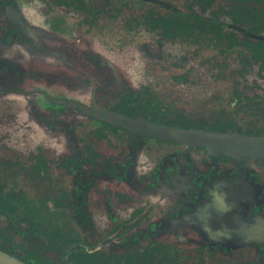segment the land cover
I'll use <instances>...</instances> for the list:
<instances>
[{"label": "flooded vegetation", "instance_id": "1", "mask_svg": "<svg viewBox=\"0 0 264 264\" xmlns=\"http://www.w3.org/2000/svg\"><path fill=\"white\" fill-rule=\"evenodd\" d=\"M145 1L163 9L0 0V147L23 161L34 155L39 171L48 166L41 149L67 156L83 180L73 221L55 237L5 224L0 250L16 259L36 250L40 264H69L71 249L122 264H264V156L159 137L152 127L264 135V48L252 49L264 30L233 24V0H184L187 10ZM31 72L44 85L32 93L55 107L30 102L22 83ZM131 168L144 170V186L102 183ZM11 169H0V188L18 175Z\"/></svg>", "mask_w": 264, "mask_h": 264}, {"label": "rangeland", "instance_id": "2", "mask_svg": "<svg viewBox=\"0 0 264 264\" xmlns=\"http://www.w3.org/2000/svg\"><path fill=\"white\" fill-rule=\"evenodd\" d=\"M112 1L123 3L125 9L128 11L146 9L147 7H155L159 10L163 9L161 6L145 0ZM165 1L172 2L182 10L188 9L184 0ZM32 74L33 72L29 74L30 76L24 78V82L22 83L24 90H27L28 93L30 91V102H33L34 106H36L37 109L39 108V110L55 107V105L49 104V102L43 99L40 95L32 93L31 90H33L35 86L43 85V82H38L36 77V79L34 77L32 78ZM194 102L193 99H190L191 105H194ZM65 116L66 115H60L62 118H65ZM25 117L24 113L16 115V119H18L16 120L17 125L19 123L18 128L22 125ZM45 117H49L50 119L55 116L46 114ZM18 132L22 131L19 129ZM101 144H106V141L104 142L103 140ZM114 152L118 153L117 150ZM40 156L46 159V162L48 163V166L41 171L31 168L30 164L33 163L32 160L34 155L27 157L28 161H23L22 158L25 157L21 152L12 150L5 145L0 147V169L13 168L14 171H18V175H15V178H3L2 181L3 184L2 188H0V193L5 196L9 202L10 211L5 212L0 210V231H3L2 228H4L5 224H9L13 228V231L19 227H22V229L27 228L33 235H35L33 236L34 238L37 236L47 242V237H55V231L57 230L55 227H57V225H64L67 220L69 222L73 221L72 215L74 210L72 209L75 203L74 191L79 185H81L83 180L79 178L80 175H78L79 172H77L76 168L72 165H68L70 163L67 162V156L58 155L46 148L41 149ZM116 157L118 159L123 156L122 154H117ZM138 168H131L128 170L126 179L118 177L108 180L105 178L102 183L111 187H123L133 191L136 187L144 186L143 182L147 181V178L144 176V170ZM98 185L100 186L101 184ZM60 191H63L64 194L66 193L67 195L60 197L58 195ZM98 193L99 191H96V195L100 194ZM94 194L95 192L91 190L90 195L94 196ZM42 198H48L50 199L51 204L54 202L56 204L44 206L42 205ZM8 238L13 240L12 242L14 243L25 245L23 237H20L19 234H15L14 236L10 234ZM5 239H7V237H5ZM47 252L52 255L55 254L53 250Z\"/></svg>", "mask_w": 264, "mask_h": 264}, {"label": "water", "instance_id": "3", "mask_svg": "<svg viewBox=\"0 0 264 264\" xmlns=\"http://www.w3.org/2000/svg\"><path fill=\"white\" fill-rule=\"evenodd\" d=\"M153 134L187 144L220 145L224 153L233 155L264 156V135H245L238 132L185 130L154 124ZM0 264H26L0 250Z\"/></svg>", "mask_w": 264, "mask_h": 264}, {"label": "trees", "instance_id": "4", "mask_svg": "<svg viewBox=\"0 0 264 264\" xmlns=\"http://www.w3.org/2000/svg\"><path fill=\"white\" fill-rule=\"evenodd\" d=\"M250 0H233V24L235 25H242L245 24L249 29H257V30H264V5L260 3L261 0H254L255 2L259 3V7L255 5H249ZM196 21H198L196 19ZM254 48L261 50L260 48H264V40H257L255 43ZM0 210L1 211H8L10 210V204L5 198V196L0 195ZM72 242V241H69ZM2 248V247H0ZM5 250V248H2ZM8 252V251H6ZM34 252V253H33ZM32 253L28 252L27 255H20L17 253L14 256L20 258L18 260L29 263V264H40L44 257L40 256L36 250H33ZM10 253V252H8ZM12 254V255H13ZM69 264H122L118 262V260H112L111 258H107L103 253H91L87 250L80 249V250H73L71 249L69 252ZM45 260V258L43 259ZM107 261V262H106ZM45 264H51L50 262H46ZM128 264V263H125ZM134 264V263H129Z\"/></svg>", "mask_w": 264, "mask_h": 264}]
</instances>
